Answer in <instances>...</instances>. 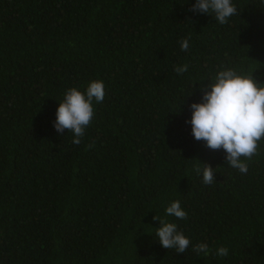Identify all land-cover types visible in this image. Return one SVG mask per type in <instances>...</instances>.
<instances>
[{"label": "trees", "instance_id": "obj_1", "mask_svg": "<svg viewBox=\"0 0 264 264\" xmlns=\"http://www.w3.org/2000/svg\"><path fill=\"white\" fill-rule=\"evenodd\" d=\"M232 2L222 25L195 0H0V264H264V143L241 174L185 123L217 71L264 82V0ZM94 79L105 98L74 145L58 102ZM175 200L187 219L166 215ZM154 216L191 240L184 253L160 245Z\"/></svg>", "mask_w": 264, "mask_h": 264}, {"label": "clouds", "instance_id": "obj_2", "mask_svg": "<svg viewBox=\"0 0 264 264\" xmlns=\"http://www.w3.org/2000/svg\"><path fill=\"white\" fill-rule=\"evenodd\" d=\"M194 13H214L220 24L238 15V9L232 0H195L190 9ZM191 36L180 41L182 51H188ZM177 74L188 71V65L174 66ZM201 101L189 105L191 134L196 141H203L210 150H223L228 166L241 174L248 171L247 161L259 154L260 144L264 143V82L256 81L252 72H238L234 68H223L217 71L207 85H201ZM105 84L100 79L91 80L84 91L77 87L68 88L56 109L53 127L57 133L71 132L74 145H79L85 130L95 118L94 104L103 102ZM89 148L92 144L88 145ZM202 166V167H201ZM193 171L202 175V182L211 185L215 180V168L199 161ZM166 215L185 220L188 213L182 208L179 200L172 201L165 209ZM159 221L156 236L165 249H175L184 253L191 245V240L183 234L175 223L166 219L153 217ZM198 256H207L210 252L206 242L192 247ZM228 248L220 246L215 255L228 256Z\"/></svg>", "mask_w": 264, "mask_h": 264}]
</instances>
